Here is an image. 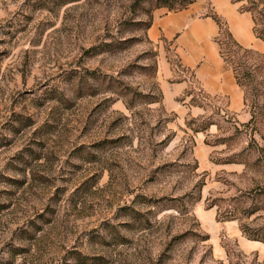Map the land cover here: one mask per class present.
<instances>
[{"label": "rangeland", "instance_id": "1", "mask_svg": "<svg viewBox=\"0 0 264 264\" xmlns=\"http://www.w3.org/2000/svg\"><path fill=\"white\" fill-rule=\"evenodd\" d=\"M192 4L216 15L210 0H0V264H264V53L221 31L244 108L207 95L149 35ZM163 63L196 111L166 107Z\"/></svg>", "mask_w": 264, "mask_h": 264}, {"label": "crops", "instance_id": "2", "mask_svg": "<svg viewBox=\"0 0 264 264\" xmlns=\"http://www.w3.org/2000/svg\"><path fill=\"white\" fill-rule=\"evenodd\" d=\"M214 13L227 25L233 37L243 46L264 53V41L254 33L253 16L249 11H241L239 2L234 0H210ZM203 6L192 4L184 9L157 16L149 27V35L154 40L172 41L182 66L191 70L195 84L207 95L223 99L227 107L235 112L244 108V95L234 71L221 55L217 36L220 24L211 15L201 13ZM174 68L163 63L161 69V90L166 107L181 117L188 111H196L190 104L193 93H187L191 80L174 76ZM216 212L209 214V218ZM202 219V218H201ZM229 235L239 236L240 230L233 221L226 223ZM216 248H222L220 238L209 230ZM246 252L260 251L258 240L238 238ZM221 251V250H219ZM224 257L225 252H221Z\"/></svg>", "mask_w": 264, "mask_h": 264}, {"label": "trees", "instance_id": "3", "mask_svg": "<svg viewBox=\"0 0 264 264\" xmlns=\"http://www.w3.org/2000/svg\"><path fill=\"white\" fill-rule=\"evenodd\" d=\"M234 1H241V0H234ZM247 4L241 6V11H249L252 13L253 20H254V26L253 30L257 37L261 38L264 41V0H246ZM212 17L217 20V22L220 24V32L223 31V33L226 34L228 39L231 41L233 45H235L238 49L250 51L249 47H245L241 45L232 35V33L229 31V29L226 26H222V20L217 15H212ZM218 37V36H217ZM218 41V38H217ZM219 42V41H218ZM221 52V51H220ZM223 56V54L221 53ZM225 59V57H223ZM226 61V59H225ZM227 62V61H226ZM210 198H207V201ZM215 203L210 202V206H214ZM220 214V212L218 213ZM227 215H224L223 218H227ZM205 240L209 239V235L207 234L204 238Z\"/></svg>", "mask_w": 264, "mask_h": 264}]
</instances>
